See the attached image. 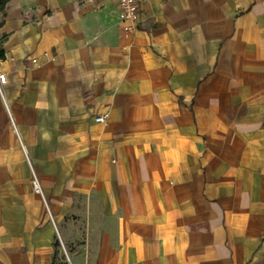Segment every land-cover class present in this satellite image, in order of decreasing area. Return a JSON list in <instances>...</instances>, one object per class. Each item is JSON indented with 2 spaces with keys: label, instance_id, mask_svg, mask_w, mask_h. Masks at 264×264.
I'll return each mask as SVG.
<instances>
[{
  "label": "crops",
  "instance_id": "obj_1",
  "mask_svg": "<svg viewBox=\"0 0 264 264\" xmlns=\"http://www.w3.org/2000/svg\"><path fill=\"white\" fill-rule=\"evenodd\" d=\"M127 25L118 0L0 12V264H264V0Z\"/></svg>",
  "mask_w": 264,
  "mask_h": 264
},
{
  "label": "built area",
  "instance_id": "obj_2",
  "mask_svg": "<svg viewBox=\"0 0 264 264\" xmlns=\"http://www.w3.org/2000/svg\"><path fill=\"white\" fill-rule=\"evenodd\" d=\"M120 8L123 12L124 18L128 21V25L125 27L127 31H134L141 21V3L143 0H118ZM34 61H36L34 59ZM6 83L5 74L0 73V95L4 98V86ZM105 115H98L95 117L97 122H105ZM34 188L39 190L38 181L36 178L33 181Z\"/></svg>",
  "mask_w": 264,
  "mask_h": 264
},
{
  "label": "trees",
  "instance_id": "obj_3",
  "mask_svg": "<svg viewBox=\"0 0 264 264\" xmlns=\"http://www.w3.org/2000/svg\"><path fill=\"white\" fill-rule=\"evenodd\" d=\"M10 0H0V12L3 11ZM4 57L3 52L0 50V58Z\"/></svg>",
  "mask_w": 264,
  "mask_h": 264
}]
</instances>
